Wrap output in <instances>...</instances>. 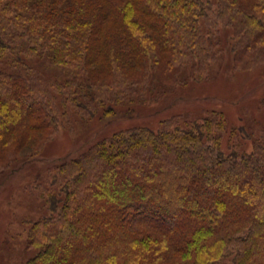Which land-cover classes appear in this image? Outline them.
Segmentation results:
<instances>
[{"label": "trees", "instance_id": "obj_1", "mask_svg": "<svg viewBox=\"0 0 264 264\" xmlns=\"http://www.w3.org/2000/svg\"><path fill=\"white\" fill-rule=\"evenodd\" d=\"M220 28L234 70L264 64V0H0V177L40 156L69 109L133 115L211 79ZM50 177L27 264H264V131L229 130L222 112L121 130Z\"/></svg>", "mask_w": 264, "mask_h": 264}, {"label": "rangeland", "instance_id": "obj_2", "mask_svg": "<svg viewBox=\"0 0 264 264\" xmlns=\"http://www.w3.org/2000/svg\"><path fill=\"white\" fill-rule=\"evenodd\" d=\"M222 53L213 63V77L191 82L169 91L157 102L139 105L133 115L119 108L116 115L82 120L71 109L64 125L43 148L40 156L0 177V264H27L36 255L27 250L28 231L32 222L47 214L42 190L57 193L51 182V170L58 160L79 156L93 143L114 133L137 126L155 130L167 119L184 116L189 121L200 120L213 111L222 112L228 129L250 127L260 136L264 131V64L254 69H233L232 30L220 28ZM0 69L9 70L0 64ZM240 141V140H239ZM235 143L251 150L252 142L243 139ZM229 147V135L224 140ZM36 186L39 188L36 189Z\"/></svg>", "mask_w": 264, "mask_h": 264}]
</instances>
